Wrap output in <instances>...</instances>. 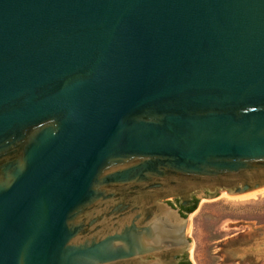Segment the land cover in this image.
<instances>
[{
  "label": "water",
  "instance_id": "1",
  "mask_svg": "<svg viewBox=\"0 0 264 264\" xmlns=\"http://www.w3.org/2000/svg\"><path fill=\"white\" fill-rule=\"evenodd\" d=\"M262 189L264 0H0V264L191 262L166 200Z\"/></svg>",
  "mask_w": 264,
  "mask_h": 264
},
{
  "label": "rangeland",
  "instance_id": "2",
  "mask_svg": "<svg viewBox=\"0 0 264 264\" xmlns=\"http://www.w3.org/2000/svg\"><path fill=\"white\" fill-rule=\"evenodd\" d=\"M219 194L189 215L192 264H264V194Z\"/></svg>",
  "mask_w": 264,
  "mask_h": 264
},
{
  "label": "flooded vegetation",
  "instance_id": "3",
  "mask_svg": "<svg viewBox=\"0 0 264 264\" xmlns=\"http://www.w3.org/2000/svg\"><path fill=\"white\" fill-rule=\"evenodd\" d=\"M196 194L197 193L193 194L191 196V199H189V200H182L179 198H171V199L166 200V203H168L174 209L179 210V212L181 213V215L183 217L189 218V215L196 211V210H194L193 212H191L195 208V206H197V203H198L197 198H196ZM171 200H176V202L173 203V202H171ZM189 251H190V249H189ZM188 263H191V262L188 260L187 253L178 258V264H188Z\"/></svg>",
  "mask_w": 264,
  "mask_h": 264
},
{
  "label": "bare ground",
  "instance_id": "4",
  "mask_svg": "<svg viewBox=\"0 0 264 264\" xmlns=\"http://www.w3.org/2000/svg\"><path fill=\"white\" fill-rule=\"evenodd\" d=\"M264 194V189H262V190H258V191H255V192H252V193H249V194H245L246 195V197L247 196H251V197H254V196H256V195H258V194ZM243 196V195H242ZM245 197V196H244Z\"/></svg>",
  "mask_w": 264,
  "mask_h": 264
},
{
  "label": "trees",
  "instance_id": "5",
  "mask_svg": "<svg viewBox=\"0 0 264 264\" xmlns=\"http://www.w3.org/2000/svg\"><path fill=\"white\" fill-rule=\"evenodd\" d=\"M196 208H197V206H195V208L191 212H193L194 210H196ZM188 264H191V263H188Z\"/></svg>",
  "mask_w": 264,
  "mask_h": 264
}]
</instances>
